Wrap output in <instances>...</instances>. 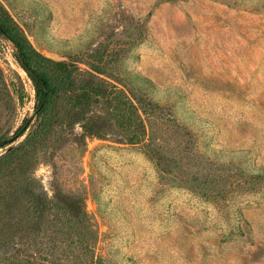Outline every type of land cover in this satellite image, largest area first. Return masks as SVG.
Wrapping results in <instances>:
<instances>
[{"label": "rangeland", "instance_id": "rangeland-1", "mask_svg": "<svg viewBox=\"0 0 264 264\" xmlns=\"http://www.w3.org/2000/svg\"><path fill=\"white\" fill-rule=\"evenodd\" d=\"M0 3L43 55L123 91L145 128L128 143L109 101L74 122L59 96L45 138L0 161V264H264V0ZM34 105L0 37V140ZM31 178L51 200L36 226Z\"/></svg>", "mask_w": 264, "mask_h": 264}, {"label": "trees", "instance_id": "trees-1", "mask_svg": "<svg viewBox=\"0 0 264 264\" xmlns=\"http://www.w3.org/2000/svg\"><path fill=\"white\" fill-rule=\"evenodd\" d=\"M0 37L12 44L13 57L31 80L35 91L33 114L25 118L8 138L0 140V148L6 147L5 152L0 155V161L21 154L31 137L39 141L45 138L47 129L56 118L54 105L59 96L66 97L70 102L74 122L85 119L86 113L94 103L109 101L116 119L125 129L126 141L134 144L143 140L145 128L138 112L139 107L135 106L123 91L119 90L116 94L115 90L109 87L112 85L92 72L78 70L72 64L43 55L32 46L1 3ZM32 120L35 122L34 129L17 145H10L25 133ZM23 191L33 205L35 212L33 225L36 226L37 223H42L51 200L34 178L25 182ZM69 201L70 198L67 197L66 208L71 206ZM68 215L73 216L69 212Z\"/></svg>", "mask_w": 264, "mask_h": 264}]
</instances>
